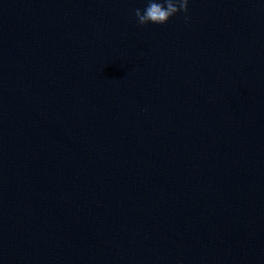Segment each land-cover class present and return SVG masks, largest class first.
<instances>
[{"label": "water", "instance_id": "95a60500", "mask_svg": "<svg viewBox=\"0 0 264 264\" xmlns=\"http://www.w3.org/2000/svg\"><path fill=\"white\" fill-rule=\"evenodd\" d=\"M0 0V264H264V0Z\"/></svg>", "mask_w": 264, "mask_h": 264}, {"label": "clouds", "instance_id": "9594fccd", "mask_svg": "<svg viewBox=\"0 0 264 264\" xmlns=\"http://www.w3.org/2000/svg\"><path fill=\"white\" fill-rule=\"evenodd\" d=\"M188 0H147L141 10H134L136 22L143 26L147 24L163 25L177 13H187Z\"/></svg>", "mask_w": 264, "mask_h": 264}]
</instances>
